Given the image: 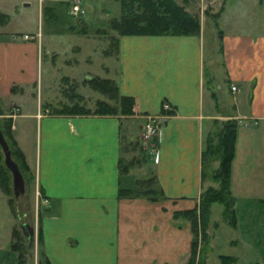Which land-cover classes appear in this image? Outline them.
<instances>
[{"label":"crops","instance_id":"1","mask_svg":"<svg viewBox=\"0 0 264 264\" xmlns=\"http://www.w3.org/2000/svg\"><path fill=\"white\" fill-rule=\"evenodd\" d=\"M73 1L39 0L38 22L47 14L55 17L64 3L71 12ZM212 1L211 8L201 6L196 34L118 37L115 61L103 67L104 76L115 81L120 94L134 97L130 114L68 111L79 98L88 99L80 94L103 69L90 64L100 59L96 43L102 39L76 29L78 24L88 30L104 27L99 26L102 21L117 15L111 1L79 0L86 9L80 21L64 20L62 27L53 24L45 32L41 27L37 39L23 38L30 30L4 29L12 10L21 12L25 2L20 7L0 4L6 17L0 22V107L18 108L11 118L13 136L43 193L40 239L47 264H187L193 235L189 223L173 214L199 204L206 180L202 153L227 118L237 123L229 179L237 222L243 205L263 209L247 208V218L250 212L256 218H248L251 226L242 241L222 244L229 252L216 259L222 256V264L228 263L226 257L240 259L230 264H264V239L256 223L262 228L264 0ZM42 54L47 65L45 104ZM52 77L60 81L65 96L52 94ZM145 116L157 121L163 116L154 152L142 142ZM123 156H129V166L121 171ZM212 164L217 166L218 160ZM150 175L163 197L119 196L120 189H132ZM5 250H0V259ZM214 250L212 246L208 256ZM242 253L247 259L241 260ZM209 257L204 264L214 263Z\"/></svg>","mask_w":264,"mask_h":264},{"label":"rangeland","instance_id":"2","mask_svg":"<svg viewBox=\"0 0 264 264\" xmlns=\"http://www.w3.org/2000/svg\"><path fill=\"white\" fill-rule=\"evenodd\" d=\"M109 1H111V3L114 5V7L112 8L113 12H116L118 15L119 14L118 1L117 0H109ZM23 2L26 3V5L23 6L24 10H22L21 12L12 10V12L10 14V19L8 20V23L4 29H6V30H30L33 33H36L37 31H39L43 28V31L45 32L48 28H51L54 25L56 27H60V26L62 27L64 20H66V21H72L73 20L74 21L75 19H77V21H80L81 15H83L86 12L85 8H83L84 13H82V12L73 13L72 12L73 13L72 14L70 11L67 12L66 10H67L68 6H67V3H64L62 5V7L58 8L57 12H55V14H56L55 17H54V15L51 16L50 14L49 15L45 14L46 16L44 17V20L42 19V21L40 20V22H38V20H37V9H38L39 0H24V1H22V0H0V4H3L5 6H9V5L13 6V4L15 3L17 7H20L21 5H23ZM177 2H179L180 4H183L185 9L187 8V9L194 10L191 13L195 14L198 17L199 23H200V16H199L200 14H198V13L201 12V6H202V9L203 8L208 9V8H211L214 6L213 5L214 2L213 1L210 2V0H186L185 3L183 2V0H177ZM216 5L219 6V3H217ZM196 10L198 12H196ZM209 17L211 18V16H209ZM99 26H104V27H102L101 29L92 28V29L88 30L82 24H78L79 28L76 29V32L79 34H89V36H96L97 38L102 39L101 41L99 40L96 43V50L98 53L97 56H99L100 59H98L96 62L94 61V63H92V62L91 63L89 62V63L92 65H95L96 68L99 66V64H101L100 66L103 68L106 66L108 67L109 63L110 64L114 63L117 45H115V43H113L114 41H112V39L110 37V34L114 33L115 31H113L109 27L108 19L102 21ZM219 46L220 45H217L215 47V49H218ZM87 49H89V46L86 48V50ZM83 52H81L80 54L75 53L74 55L78 57V56L82 55ZM87 56L92 57L91 55H87ZM85 57H86V55L83 56V58H85ZM99 57H97V58H99ZM70 58H74V56H70ZM46 66H47L46 65V57L44 56V54H42V57L39 61V74L40 75L43 74V81H44L43 82V97H42L43 104L46 103L45 102V100H46L45 96L47 93V91H46V85H47ZM87 66H88V64H86V67ZM88 72H91L92 75L96 74V72H94L93 70L88 71ZM97 72H100L102 75L97 76L95 78H98V77L99 78H107V79H110L113 82H115L110 77L104 76L105 74H107L104 68L102 70L99 69V71H97ZM51 81H53L52 82V92H53L52 94L57 95V97H59V98L65 96L66 93H64V91H63L64 87L61 86L60 81L56 80L55 77L54 78L52 77L50 82ZM84 87H85L84 88L85 93H82L80 95L81 96L85 95L88 99L85 98V101H82V99H81L82 97H81L77 101H79L78 103L80 105L89 109V111H88L89 113H98L97 111H94V110L98 105L97 104L98 101L101 99H106L112 103H115V101L110 99L108 97V95L105 94L104 92L101 91V94H99L98 89L95 88V86L91 82H89V85H88V83L85 84ZM65 90H67V89H65ZM68 91H69V89H68ZM74 91H78V89L76 88V90H74ZM99 95H101V99L98 98ZM74 100L76 101V99H73V101ZM54 104L58 105L59 103L54 102ZM13 111H16V112H13ZM13 113L15 114L13 117H15L18 113V108L16 106H13V107H11V109H6V110L0 107V122L2 123L1 126H4V123L6 124V122L4 120L5 117L8 116V117L12 118L11 114H13ZM162 117L163 116L159 117L160 121L158 122L157 132L148 136V137H146L143 134L144 125H145L146 121L149 120L147 116H145V121L142 124V132H141L142 142L145 145H147L149 143V146L152 147L151 148L152 152H154V150H155L154 147L156 146V142H157L156 137L158 135L161 123L163 122ZM230 120H235V119L227 118V119L220 121L219 125H217L214 132L212 133L214 141L216 139L215 134L221 129V127H223L224 122L230 121ZM10 128L12 129V133H13L14 124L12 123V121H11ZM9 139H8V145H9V141H11ZM6 141H7V139H6ZM11 145H12V143H11ZM141 147H142L141 144H140V146L136 147V153L135 154L138 156L141 155V151L143 150V149H141ZM13 148H14V146H13ZM3 156H4V153H3ZM128 158H129V156L128 157L123 156L122 164L128 163V160H127ZM149 161L151 162L152 160L149 159ZM208 169H210V171H207V173L203 176V177H205L206 180H205V186L203 187L201 194L208 188L217 189L219 186V183L217 181H213L212 176H211L212 175L211 172L213 173L214 170L218 169V165L215 166L212 164V166ZM151 176L154 177V179L152 181H150L153 183L152 186H154L155 188H158L157 185L154 184V183H156V177L153 175H150L148 177H151ZM23 177L25 180V192L22 195H20L18 198H15L13 196V192H12V173H11V179H10L9 186H8L9 187L8 193H4L0 189L1 190L0 191V250L3 251L4 249H6L5 250L6 253L1 254L4 258L0 259V264H18L17 253L11 249V244H14V246H18L20 249L23 248V250L25 251L24 256H23V258H24L23 264H47V261L43 255V251H42L41 239L38 237L39 230H40V220H41L42 214L44 213V206H45L43 199H42L43 195L35 183L34 171L31 173H29V172L25 173V176L23 175ZM146 179H147V177H146ZM247 208H249L250 211H252V209H255L256 211H257V209H263V208H260V206H258V205L257 206H253V205L244 206L243 205L238 210L240 221L237 222V218H236V223L234 226H232L227 221L223 220V218H222L223 206L219 203H212L210 206V216H209L208 224L206 225L205 230L203 231L201 229L199 223L197 225L195 259L197 260L198 255H199V250L201 248L205 247V249L207 250L206 252H208L209 249L211 250L212 246H215V250L213 252L214 254L209 255V256H211V260L214 262L213 264H222L219 262V260L221 258L218 260V259H216V256H219L220 254H224V253L228 254V252H229V249L226 248V246H223L222 244L223 243L228 244L229 240H233V239L235 241H237V239L242 241L243 237L245 236V233L243 231L245 230V228L247 229V227L251 226V224H250L251 220L249 222L248 218H250L252 220L254 218H256L253 216L254 213H252V212L249 213V216L247 218V216H246L248 214ZM255 214H257V213H255ZM235 216H236V214H235ZM177 219L178 220L183 219V220L187 221L190 225L189 220L187 218H185L184 216L183 217L180 216ZM25 222L29 223L31 226H33L35 228L34 240L30 246L28 245V241L20 229V224L25 223ZM256 223H257V226L261 230L259 234L263 240L264 239V216L262 217V221H261L262 228L260 227V224L258 222H256ZM253 227H254V222H253ZM202 235H205V237L202 238ZM246 239H249V238H246ZM252 242L253 241H251V243ZM0 253H3V252H0ZM247 255L248 254L242 253L240 256L241 260H244V258L247 259L246 258ZM262 255H263L262 260H264V254H262ZM209 256L206 253L204 255V258L206 259ZM212 256H214V257H212ZM233 256H235V255H233ZM236 259L238 260L239 258L238 257H236V258L235 257H228V258L226 257L224 259V261L228 260V263H225V264H230V263H232V261H234ZM249 259L252 261L251 258H249Z\"/></svg>","mask_w":264,"mask_h":264},{"label":"trees","instance_id":"3","mask_svg":"<svg viewBox=\"0 0 264 264\" xmlns=\"http://www.w3.org/2000/svg\"><path fill=\"white\" fill-rule=\"evenodd\" d=\"M119 14L108 19L109 27L115 31L110 37L115 45L118 37L122 34H196L200 30L199 19L195 14L186 10L183 4L177 0H117ZM186 0H183L185 3ZM5 14L0 12V22L4 21ZM6 18V17H5ZM91 83L98 90L104 92L115 101L112 103L106 99L98 101L94 111L101 114H130L133 113L135 99L132 95H123L118 92L115 82L107 78H92ZM74 107H70V112L87 113L89 109L76 102ZM4 126L0 127L5 139L9 141V147L13 159L17 162L21 173H31L29 165L25 161L24 153L18 146L14 138L11 125V117H5ZM237 123L235 120L224 122L223 127L215 134V141L211 135L202 153L203 176L210 171L212 161L218 160V169L211 172L213 181H217V189L208 188L201 195L199 204L192 209L175 211L174 218L185 217L190 222V229L193 234L191 244V255L187 264H204V255L207 253L205 247L199 250L197 260L195 259L197 225L200 224L204 231L210 216V206L212 203H219L223 206L222 218L230 225L236 223L234 211V197L229 188L231 160L234 154ZM14 148H13V146ZM120 170L128 168L129 163L122 164L119 161ZM11 171L4 162L2 147L0 145V189L4 193L9 191ZM154 177L138 180L132 189H120L119 196L146 197L150 200H157L163 196L161 189L155 188L152 181ZM143 184V185H142ZM145 184V185H144ZM155 184V183H154ZM42 193V192H41ZM43 195V193H42ZM204 233V232H203ZM40 238V230L39 235ZM205 235H202L204 238ZM11 249L17 253L18 264L24 263L25 251L18 246L11 244ZM222 259V256H221Z\"/></svg>","mask_w":264,"mask_h":264},{"label":"water","instance_id":"4","mask_svg":"<svg viewBox=\"0 0 264 264\" xmlns=\"http://www.w3.org/2000/svg\"><path fill=\"white\" fill-rule=\"evenodd\" d=\"M0 145L2 147V151L4 153V162L6 166L10 169L12 173V192L15 198H18L25 192V180L19 169L17 162L13 159L11 155V150L9 145L3 135V132L0 127ZM20 229L23 235L26 237L28 241V245L30 246L34 240L35 236V228L31 226L29 223H21Z\"/></svg>","mask_w":264,"mask_h":264},{"label":"built area","instance_id":"5","mask_svg":"<svg viewBox=\"0 0 264 264\" xmlns=\"http://www.w3.org/2000/svg\"><path fill=\"white\" fill-rule=\"evenodd\" d=\"M71 12L73 13H78V12H82L84 13V10H83V7L80 5L79 3V0H74L73 3L71 4ZM23 38L25 39H37L39 38L40 34L39 32H36V33H23L22 34ZM232 88L235 89L236 86L235 85H232ZM16 110V109H15ZM13 112H16V111H13ZM15 114H11V116L13 117ZM148 121H146L145 125H144V132L143 134L148 137L154 133L157 132V127H158V122L159 120L157 121L155 117H148Z\"/></svg>","mask_w":264,"mask_h":264}]
</instances>
